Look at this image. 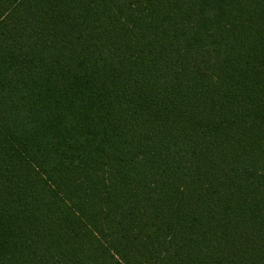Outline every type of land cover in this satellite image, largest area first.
I'll return each mask as SVG.
<instances>
[{
	"label": "trees",
	"instance_id": "1",
	"mask_svg": "<svg viewBox=\"0 0 264 264\" xmlns=\"http://www.w3.org/2000/svg\"><path fill=\"white\" fill-rule=\"evenodd\" d=\"M0 264H264V0H0Z\"/></svg>",
	"mask_w": 264,
	"mask_h": 264
}]
</instances>
